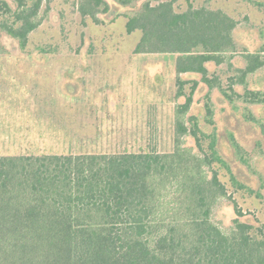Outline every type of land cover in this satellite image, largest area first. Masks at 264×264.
I'll list each match as a JSON object with an SVG mask.
<instances>
[{
	"label": "trees",
	"instance_id": "1",
	"mask_svg": "<svg viewBox=\"0 0 264 264\" xmlns=\"http://www.w3.org/2000/svg\"><path fill=\"white\" fill-rule=\"evenodd\" d=\"M17 1L19 8L26 4ZM42 1L16 12L18 28H6L22 49L39 24L33 17ZM1 4L11 10L6 0ZM80 10L95 18L109 4L82 0ZM236 24L220 9L176 12L172 2H146L126 28L142 31L137 53H179L178 73L201 74L209 82L205 63L222 62L220 54L234 46ZM250 57L243 78L264 65L258 55ZM220 90L235 107L232 95ZM244 100L264 104V91H248ZM207 112L213 114L210 101ZM244 116L264 134L262 119L251 111ZM191 119L198 147L209 139L204 157L179 146L172 153L0 156V264H264V225L255 236L254 226L239 219L228 232L214 221L217 199L227 192L218 173L208 177L205 166L226 167L243 185L220 156L215 132L204 133L197 117ZM177 126L188 132L183 123Z\"/></svg>",
	"mask_w": 264,
	"mask_h": 264
},
{
	"label": "rangeland",
	"instance_id": "2",
	"mask_svg": "<svg viewBox=\"0 0 264 264\" xmlns=\"http://www.w3.org/2000/svg\"><path fill=\"white\" fill-rule=\"evenodd\" d=\"M6 1L11 10L0 5V77L12 70L11 81L18 86L11 94L16 97L9 100L32 101L35 107L23 114L27 118L32 113L33 122L46 117L44 106L63 108L65 134L57 141L38 128L20 141H0V156L172 153L179 146L204 157L209 139L202 138V147L196 144L191 132L195 116L204 133L215 132L220 156L243 185L233 182L226 167L205 166L208 177L218 173L227 192L217 199L214 221L228 232L239 219L253 225L252 234L259 236L257 229L264 225V134L244 113L251 111L264 121V104L244 99L248 91H264V65L244 78L243 70L252 55L264 60V0H106L109 10L95 18L80 10L82 0H43L33 17L39 24L28 35L25 49L6 28H18L16 12L29 9L34 0H25L20 8L17 0ZM146 2H172L176 12L220 9L236 20L234 46L220 54L221 63H205L209 82L201 74L178 73L179 53L135 51L142 31L129 33L126 25ZM179 81H184L181 88ZM195 81L192 102L182 111ZM220 88L232 95L235 107ZM179 122L188 132L179 131Z\"/></svg>",
	"mask_w": 264,
	"mask_h": 264
},
{
	"label": "crops",
	"instance_id": "3",
	"mask_svg": "<svg viewBox=\"0 0 264 264\" xmlns=\"http://www.w3.org/2000/svg\"><path fill=\"white\" fill-rule=\"evenodd\" d=\"M53 57V55H51ZM7 74H13L14 71L9 70L6 72ZM7 75L6 77H0V95H2L0 99V141H10L16 140L20 141L34 132H38V128L40 129L39 133L41 135L51 136L50 138L57 140L62 139L65 134L64 125L62 124V114L63 108H59V106L54 108L45 107L43 109L49 111L44 119L38 118L36 122H33L30 119L32 113H27V118H24L23 112L28 110L31 111L35 106L32 105V101L29 106V103L25 102H17L15 99L10 101L11 97H16L15 95H11L14 93V90L17 89L16 82L13 83L11 80V76ZM15 75V74H14ZM14 77V76H13ZM54 84V83H53ZM25 85V82H24ZM4 94V95H3ZM15 94V93H14ZM4 99L5 101H2ZM9 100V101H8ZM54 107V106H53ZM53 111H52V110ZM52 111V112H51ZM61 111V114L59 113ZM52 114V115H51ZM61 116V117H59ZM39 120V121H38ZM6 149L8 148L5 147ZM60 155L58 153H50L48 155ZM21 155H33V154H13L8 153L4 156H21Z\"/></svg>",
	"mask_w": 264,
	"mask_h": 264
}]
</instances>
